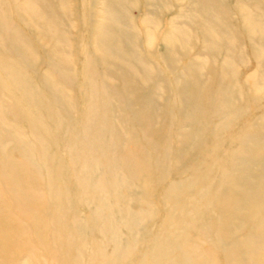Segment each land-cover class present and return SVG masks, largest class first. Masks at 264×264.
Returning <instances> with one entry per match:
<instances>
[{
  "label": "rangeland",
  "instance_id": "1",
  "mask_svg": "<svg viewBox=\"0 0 264 264\" xmlns=\"http://www.w3.org/2000/svg\"><path fill=\"white\" fill-rule=\"evenodd\" d=\"M0 264H264V0H0Z\"/></svg>",
  "mask_w": 264,
  "mask_h": 264
},
{
  "label": "bare ground",
  "instance_id": "2",
  "mask_svg": "<svg viewBox=\"0 0 264 264\" xmlns=\"http://www.w3.org/2000/svg\"><path fill=\"white\" fill-rule=\"evenodd\" d=\"M21 139V138H20ZM31 149V148H30ZM36 149V148H35ZM244 194V193H243ZM255 196V195H254ZM252 198V197H251ZM258 213V212H257Z\"/></svg>",
  "mask_w": 264,
  "mask_h": 264
}]
</instances>
